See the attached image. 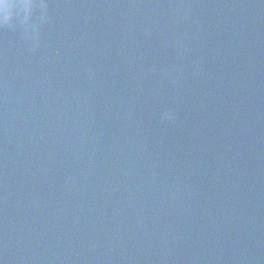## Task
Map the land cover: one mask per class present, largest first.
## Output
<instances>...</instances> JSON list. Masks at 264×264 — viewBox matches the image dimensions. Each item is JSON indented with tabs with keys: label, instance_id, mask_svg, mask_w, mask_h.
Wrapping results in <instances>:
<instances>
[{
	"label": "water",
	"instance_id": "water-1",
	"mask_svg": "<svg viewBox=\"0 0 264 264\" xmlns=\"http://www.w3.org/2000/svg\"><path fill=\"white\" fill-rule=\"evenodd\" d=\"M0 264H264V0H0Z\"/></svg>",
	"mask_w": 264,
	"mask_h": 264
},
{
	"label": "snow or ice",
	"instance_id": "snow-or-ice-1",
	"mask_svg": "<svg viewBox=\"0 0 264 264\" xmlns=\"http://www.w3.org/2000/svg\"><path fill=\"white\" fill-rule=\"evenodd\" d=\"M25 2L28 3L29 5L35 4V0H25Z\"/></svg>",
	"mask_w": 264,
	"mask_h": 264
}]
</instances>
